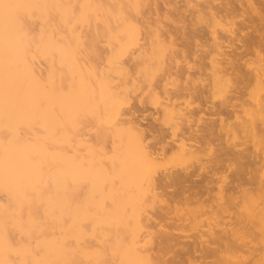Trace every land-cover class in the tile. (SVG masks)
Returning a JSON list of instances; mask_svg holds the SVG:
<instances>
[{
  "label": "bare ground",
  "instance_id": "1",
  "mask_svg": "<svg viewBox=\"0 0 264 264\" xmlns=\"http://www.w3.org/2000/svg\"><path fill=\"white\" fill-rule=\"evenodd\" d=\"M182 1L0 0V264H264V0ZM182 7L200 48L170 40ZM193 92L218 100L189 149ZM173 149L192 173L156 171Z\"/></svg>",
  "mask_w": 264,
  "mask_h": 264
},
{
  "label": "rangeland",
  "instance_id": "2",
  "mask_svg": "<svg viewBox=\"0 0 264 264\" xmlns=\"http://www.w3.org/2000/svg\"><path fill=\"white\" fill-rule=\"evenodd\" d=\"M157 1V3H155V4H158L157 5V7H158V9H159V11H161V13L162 14H164L165 16H168V15H170L172 12V7L176 4V5H181L182 3H183V1L182 0H155V2ZM182 2V3H181ZM164 4V6H163V4ZM165 3H166V5L168 6H166L165 5ZM168 3L170 4V5H168ZM178 3V4H177ZM172 5V6H171ZM179 5V6H180ZM170 6V7H169ZM164 7V8H163ZM168 8H171V9H169L168 10ZM182 10H184L183 11V18H184V22H183V25H181V26H178V27H172V26H168L167 28V32L168 33H170L171 35H170V37H171V39H170V37H169V39L170 40H173L172 42H175V44L177 43V44H179V46H181V44L182 45H184V46H186L187 44H188V46H191V47H193V41H195L196 42V46L195 47H197L198 46V43H200L201 44V42H203V40L202 39H204L203 38V34H201V31H199V30H196V29H194V27L195 26H193V17H192V15L190 14L191 13V8H188V9H183V7L181 8ZM166 14H165V13ZM191 17H192V19H191ZM165 17H163V21H165ZM167 22V21H166ZM165 22V23H166ZM168 23V22H167ZM264 24V23H263ZM192 26V27H191ZM197 27V26H196ZM179 29V30H178ZM182 29V30H181ZM249 30V29H248ZM247 30V31H248ZM245 31V30H244ZM195 32H196V34H195ZM198 32H199V34H198ZM195 37H194V36ZM200 35V37H198L197 38V36H199ZM202 36V37H201ZM194 39H192V38ZM196 38V39H195ZM199 40V41H198ZM200 40H201V42H200ZM192 41V42H191ZM198 41V42H197ZM192 43V45H190ZM176 44V45H177ZM198 48H200V45L198 46ZM263 61H264V58H263ZM234 76V75H233ZM195 79V78H194ZM195 80H197V79H195ZM198 81V80H197ZM198 84H200V83H195V85H198ZM197 87V86H196ZM199 87V86H198ZM198 96H196V95ZM195 95V96H194ZM203 94H198L197 92H193L192 93V95L190 94V97H188V99L186 98V100L184 101L183 99H184V97L181 99L180 98V101H182L183 100V102H180V101H178L179 102V106L182 108V110L183 111H188L189 109H186V107L187 108H192L191 110H193V111H195V113H197V115H196V118L197 119H194V121H193V128H194V131H192L191 132V134L190 135H188V134H186L184 137L186 138H184L183 139V142H184V146H186V147H190L189 149H193L195 146H199L200 144H201V138H202V136H200L199 134H200V129L203 127V125H204V121H205V119H206V117H207V113H205V112H201V108H203V106H206L207 105V103H209V102H211L212 101V99H213V97H207V98H204V96H205V94L202 96ZM208 95V94H207ZM189 96V95H188ZM192 96V97H191ZM202 97V98H201ZM212 98V99H211ZM216 98V96L214 97V99L213 100H215L214 102H216V100H218L217 98ZM206 100V102L204 101V100ZM190 100V101H189ZM207 101H209V102H207ZM147 101L145 102V104H144V107H142L143 108V110H142V108H141V110H140V112H139V120H140V118H142L141 119V126L143 127V129H144V133L146 134V136H147V140H152V139H154V138H151V135H150V133H155L156 134V131L155 132H151L150 131V128L149 127H152L151 129H154L153 127H154V125H155V121H153V115H155L156 113L154 112L155 111V108H153V105H151L149 102L147 103ZM184 103V104H183ZM204 103H206V104H204ZM211 103H213V101L211 102ZM181 104L183 105V106H181ZM148 106L147 108H146V106ZM202 107H201V106ZM192 106V107H191ZM196 106V107H195ZM199 106L201 107L200 109H199ZM158 108V107H157ZM156 108V109H157ZM148 109V110H147ZM237 109L239 110L240 108L239 107H237ZM205 113V114H204ZM204 114V115H203ZM143 115V116H142ZM155 117V116H154ZM151 120V121H150ZM152 122V123H151ZM154 122V123H153ZM149 124H150V126H149ZM154 124V125H153ZM152 125V126H151ZM155 127H156V125H155ZM201 127V128H200ZM146 129V130H145ZM196 129L198 130V131H196ZM169 133L170 131H168V130H164V135H167L166 133ZM196 133V134H195ZM152 135H154V134H152ZM171 135V132L167 135V136H170ZM188 135V136H187ZM194 136V137H193ZM210 136V138L209 139H207V138H203L204 140H207L206 141V143L207 142H209V141H211V143L209 144L210 146H212V148H211V151L213 152V153H209L207 150H204V152L205 153H209L211 156H216V158H217V156L219 155V158H220V161L218 162V163H222V165H225L226 164V166H222V168L223 167H225V168H223V169H226V170H224V173H225V177H226V185H227V187L228 188H230V189H232L234 186H235V184L236 183H239V184H241V188H245V187H253L254 185H255V182L253 181V179L251 178V175L253 174L251 171H249V170H247V167H246V170L247 171H243V174L241 175V177L238 179V180H235L234 178V171H233V168L234 167H236L235 165L237 164H235V163H233V165H232V163H231V165L229 166V164H227L228 163V160H224L223 161V159H222V156H221V153H222V150L223 149H225V148H223L222 146H224L225 144H222L221 142L223 141V139L225 138V137H223V136H220V137H218V140H217V138L216 139H214L213 138V136H212V134L211 135H209ZM246 136V135H245ZM174 137H176V136H174ZM201 137V138H200ZM217 137V136H216ZM239 137H240V135H239ZM242 137V136H241ZM247 137V136H246ZM246 137H244V138H246ZM229 138H231V137H229ZM167 139H169V138H167ZM214 139V140H213ZM234 139V138H233ZM233 139H231V141L233 140ZM249 139V138H248ZM256 139H258V137L256 138ZM261 139V137L259 138V140ZM222 140V141H221ZM226 140H227V138H226ZM230 140V139H229ZM243 142L241 143H239V141H240V138H239V141L236 139V141L238 142V144L237 143H235V144H237L236 145V147H237V149L239 150L240 148V151L239 152H243V153H246V152H248V149H250V148H248L249 147V144H248V142L246 141H244L243 139H241ZM259 140H257L258 142H259ZM192 141V142H191ZM230 141V143H232ZM235 141V140H234ZM233 141V142H234ZM249 141V140H248ZM253 141V140H252ZM203 142V141H202ZM225 142V141H224ZM227 142V141H226ZM193 143V144H192ZM205 143V144H206ZM252 143V142H251ZM186 144V145H185ZM204 144V143H203ZM203 144H202V146H203ZM227 145V144H226ZM229 145V144H228ZM231 145H233V144H231ZM242 145H243V147H242ZM208 146V144H206V147ZM235 146V145H234ZM252 146V145H251ZM220 147H221V149H220ZM227 147V146H226ZM229 147V146H228ZM232 147V146H231ZM223 148V149H222ZM234 148V147H233ZM232 148V149H233ZM201 149V148H200ZM203 149V148H202ZM246 149V150H245ZM252 149V148H251ZM242 150V151H241ZM244 150V151H243ZM169 151V150H168ZM166 151V153H164V154H168V155H163L164 157L163 158H165V159H163L162 160V162H163V164H162V162L160 161L159 162V164L157 165V168H156V171H158V173L159 172H161V171H164V172H166V171H170V169L171 170H176V168L178 169V170H176V171H178V172H181V170H182V172L181 173H183V172H188V170H189V172H188V174L189 173H192L194 170H195V168H196V164H193V160L191 159H186L185 157H181V156H179L176 152H178V151H174V149L173 150H171V151ZM202 151V150H201ZM165 152V151H164ZM168 152V153H167ZM175 152V153H174ZM203 152V151H202ZM174 154H176V156L174 155ZM210 156V157H211ZM167 157V158H166ZM201 157V160L202 161H204L203 160V158L205 157V156H203V158H202V155L200 156ZM206 157H207V155H206ZM205 157V158H206ZM210 157H208V158H210ZM171 158V159H170ZM173 158V159H172ZM170 159V160H169ZM222 159V160H221ZM230 159V158H229ZM233 159V158H232ZM207 160V158L205 159V161ZM213 160H215L214 158H213ZM169 161V162H168ZM186 161H188V162H186ZM189 161H191V163L189 162ZM232 161V160H231ZM237 161V160H236ZM235 161V162H236ZM184 162H186V164L184 163ZM234 162V161H233ZM238 162V161H237ZM174 163V164H173ZM182 163V164H181ZM192 164V165H190V164ZM195 163V162H194ZM220 163V164H221ZM176 165V166H175ZM184 165V166H183ZM189 165V166H188ZM193 165H195V168H194V166ZM159 166V167H158ZM178 166V167H177ZM233 166V167H232ZM165 167V168H164ZM193 167V168H192ZM228 167H230V168H228ZM228 168V169H227ZM232 168V169H231ZM159 169V170H158ZM248 169H249V167H248ZM180 170V171H179ZM183 170H185V171H183ZM190 171H192V172H190ZM185 172V173H186ZM161 173H163V172H161ZM161 173H159V174H161ZM223 173V174H224ZM157 174V173H156ZM158 174V175H159ZM187 174V173H186ZM192 175H195L194 177H195V181H194V177L192 176V180L194 181H192L193 183L192 184H194L193 186H191L190 185V187L192 188H189V190L188 191H191V192H193V191H195V192H197L198 193V191L199 190H201L202 191V186L200 185L201 184V182L198 180V177L200 178V175L198 176L197 174H192ZM198 176V177H197ZM228 176V177H227ZM243 176V177H242ZM247 176V177H246ZM196 178H197V181H196ZM201 179V178H200ZM242 179V180H241ZM233 180V181H232ZM253 181V182H252ZM196 182V183H195ZM199 182H200V184H199ZM190 183V182H189ZM200 185H198V184ZM246 183V184H245ZM233 184V185H232ZM199 187H201V188H198V186ZM230 185V186H229ZM248 185V186H247ZM232 187V188H231ZM243 188V189H244ZM198 189V190H197ZM236 189V188H235ZM238 189V188H237ZM188 191H187V193H188ZM200 191V192H201ZM161 192L163 193V195L165 196V197H170L174 192H175V190H174V188L173 187H164L163 189H161ZM171 228L173 227V226H170ZM160 228V227H159ZM159 228L158 227H154V229L153 230H157V232L155 231V233L156 234H158V231H159V233H160V231L162 230L161 228H160V230H159ZM164 229V228H163ZM170 229V228H169ZM172 230H173V228H172ZM155 234V237L157 236H160V235H156ZM159 238V237H158ZM179 239H180V237H178ZM156 240H157V238H156ZM179 247H181V245L179 246ZM186 247V246H185ZM184 247V248H185ZM177 249V248H176ZM175 249V247H174V250L172 249V250H170L169 252H167L166 254H165V256H166V258L167 257H172L173 255H175V253L177 254V253H179V252H177V251H179L178 249H177V251H175L176 250ZM186 249V248H185ZM185 249H183V246H182V251H180V253L181 252H183ZM181 250V249H180ZM179 253V254H180ZM196 253V252H195ZM197 254H198V252H197ZM170 257V258H171ZM177 259V258H176ZM169 260V259H168Z\"/></svg>",
  "mask_w": 264,
  "mask_h": 264
}]
</instances>
